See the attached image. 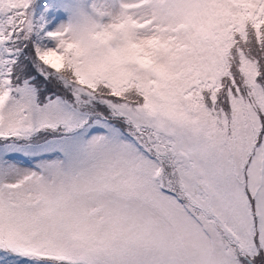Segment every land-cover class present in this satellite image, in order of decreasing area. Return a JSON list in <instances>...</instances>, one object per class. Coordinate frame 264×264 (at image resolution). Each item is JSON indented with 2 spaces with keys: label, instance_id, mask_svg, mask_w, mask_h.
<instances>
[{
  "label": "snow or ice",
  "instance_id": "6c2138e0",
  "mask_svg": "<svg viewBox=\"0 0 264 264\" xmlns=\"http://www.w3.org/2000/svg\"><path fill=\"white\" fill-rule=\"evenodd\" d=\"M0 264H264V0H0Z\"/></svg>",
  "mask_w": 264,
  "mask_h": 264
},
{
  "label": "rangeland",
  "instance_id": "374dc122",
  "mask_svg": "<svg viewBox=\"0 0 264 264\" xmlns=\"http://www.w3.org/2000/svg\"><path fill=\"white\" fill-rule=\"evenodd\" d=\"M39 2L43 3V2H45V0H39Z\"/></svg>",
  "mask_w": 264,
  "mask_h": 264
}]
</instances>
